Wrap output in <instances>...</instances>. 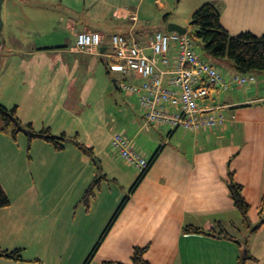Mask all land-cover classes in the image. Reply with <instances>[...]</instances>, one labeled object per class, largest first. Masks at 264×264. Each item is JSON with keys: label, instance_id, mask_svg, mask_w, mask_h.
<instances>
[{"label": "crops", "instance_id": "obj_1", "mask_svg": "<svg viewBox=\"0 0 264 264\" xmlns=\"http://www.w3.org/2000/svg\"><path fill=\"white\" fill-rule=\"evenodd\" d=\"M211 2L231 35H264V0ZM177 3L3 1L0 103L16 107L37 131L77 137L95 155L70 143L56 151L42 140L29 151L24 134L16 141L0 134V184L11 201L0 209V250L22 256L0 257V264H84L97 246L90 264H130L136 248H146L150 264H238L236 241L243 240L253 257L246 264H264V225L251 233L264 218V72L251 73L256 81L241 86L232 81L239 73L230 65L223 73L229 89L212 88L200 103L222 114L224 125L190 132L148 122L137 96L122 89L141 85L142 77L110 69L112 35L133 36L152 56L151 39L169 33L168 24L191 31L196 9L183 11ZM84 31L100 33L103 43L78 49ZM168 56L173 65L174 43ZM115 134L148 161L157 155L141 180V171L112 148ZM231 173L250 204V228L230 197ZM97 176L103 179L88 208L82 199ZM219 224L235 239L184 231L219 230Z\"/></svg>", "mask_w": 264, "mask_h": 264}, {"label": "built area", "instance_id": "obj_2", "mask_svg": "<svg viewBox=\"0 0 264 264\" xmlns=\"http://www.w3.org/2000/svg\"><path fill=\"white\" fill-rule=\"evenodd\" d=\"M110 41L113 51L110 69L124 77L137 72L143 79L139 86L124 83L122 89L137 96L148 122L190 132L224 125L222 114L203 108L200 103L209 96L210 88L227 90L230 82L220 69L195 52L188 34L157 32L151 39L152 56L133 36L115 34ZM102 43L103 37L97 32L84 31L77 35L78 49H91ZM173 43L176 45V58L172 65L168 54ZM160 64L164 69L159 67ZM232 81L242 86L254 83L256 77L238 74ZM111 146L130 166L141 172L148 168L149 161L122 134L113 136Z\"/></svg>", "mask_w": 264, "mask_h": 264}, {"label": "trees", "instance_id": "obj_3", "mask_svg": "<svg viewBox=\"0 0 264 264\" xmlns=\"http://www.w3.org/2000/svg\"><path fill=\"white\" fill-rule=\"evenodd\" d=\"M191 35L200 41L202 49L211 58L213 63L216 61L229 58L234 63V69L239 74H251L254 72H264V35L258 36L251 32H242L238 35H231L222 24V16L218 7L212 3H204L194 11L192 18ZM205 61V60H204ZM207 62V61H206ZM209 62V61H208ZM213 64L212 62H209ZM214 65V64H213ZM215 66V65H214ZM212 88H210L211 90ZM0 134L10 135L15 141L20 134H24L28 139V150L30 151L32 143L35 140H42L50 144L56 151H62L65 146L70 143L75 145L84 155L92 158L95 153L92 148L81 144L77 137H68L65 134L54 135L49 128L37 131L31 123L24 124L17 114V108L8 109L0 103ZM157 155L149 161V166L141 172L140 180L146 175L151 165L154 163ZM233 173L230 174L229 193L235 207L239 210L244 221V226L250 228L249 213L251 210L250 204L243 195L244 188L242 185L235 182ZM102 177H95L92 184L86 190L82 201L86 206L90 205V201L94 198L96 191L100 189ZM138 181V183L140 182ZM127 199L124 200L112 222L105 230L104 236L112 227L118 215L122 211ZM11 205L10 198L7 196L2 185L0 184V209L7 208ZM264 225V218L252 229L251 233L258 231ZM219 230L213 229L205 231L193 226L185 227L186 233L206 234L212 237H223L229 240H234L227 231L222 229V225H218ZM102 238V239H103ZM241 248L242 254L238 264H246L248 260L253 259L249 242L247 240L236 241ZM98 246L92 251L84 264H90ZM146 248H136L134 250L130 264H150L145 259ZM0 257H6L14 260H21V251L15 250L12 252L0 250Z\"/></svg>", "mask_w": 264, "mask_h": 264}, {"label": "rangeland", "instance_id": "obj_4", "mask_svg": "<svg viewBox=\"0 0 264 264\" xmlns=\"http://www.w3.org/2000/svg\"><path fill=\"white\" fill-rule=\"evenodd\" d=\"M181 1V5H180V9L181 10H187V9H192L191 6H193L194 9H198L201 5H203L204 3H212L214 5H216L217 7H219L217 2H211L212 0H178L177 6L179 5V2ZM210 1V2H208ZM191 2H194L193 4ZM195 5H197L196 7H194ZM220 10V7L218 8ZM221 12V11H220ZM184 14V12H182ZM191 22V21H190ZM192 31V30H191ZM191 31L188 32L189 37L192 39L193 43H194V48H195V52L205 61H209L211 60V58L204 52V50L202 49L201 43L200 41L196 40L192 35H191ZM238 35V34H236ZM235 36V34L233 35ZM217 63H213L218 69H220L222 71V73H227L230 70H232V68H230L231 66H234V63L231 59L229 58H224L221 60L216 61ZM229 64V66H228ZM112 141V140H111ZM254 227V226H253ZM248 230L244 229V231L242 232V236H244L245 233H247ZM235 235H239V234H235Z\"/></svg>", "mask_w": 264, "mask_h": 264}, {"label": "water", "instance_id": "obj_5", "mask_svg": "<svg viewBox=\"0 0 264 264\" xmlns=\"http://www.w3.org/2000/svg\"><path fill=\"white\" fill-rule=\"evenodd\" d=\"M3 1L0 0V44L2 41V30H3V19H2V9H3ZM190 25H192V22H190ZM168 31L169 32H177L180 35H185L188 33V29L186 27L180 26L178 24L170 23L168 24Z\"/></svg>", "mask_w": 264, "mask_h": 264}]
</instances>
